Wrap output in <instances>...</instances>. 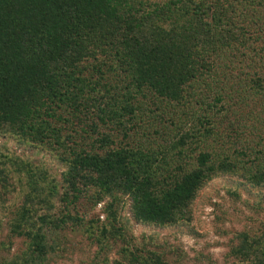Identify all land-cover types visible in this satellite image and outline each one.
Instances as JSON below:
<instances>
[{"label":"trees","instance_id":"1","mask_svg":"<svg viewBox=\"0 0 264 264\" xmlns=\"http://www.w3.org/2000/svg\"><path fill=\"white\" fill-rule=\"evenodd\" d=\"M219 199L264 264V0H0V264H190Z\"/></svg>","mask_w":264,"mask_h":264},{"label":"rangeland","instance_id":"2","mask_svg":"<svg viewBox=\"0 0 264 264\" xmlns=\"http://www.w3.org/2000/svg\"><path fill=\"white\" fill-rule=\"evenodd\" d=\"M221 195L224 194L221 193ZM218 203L221 205V210L225 211L228 216L224 224H220L215 219V215L209 206L200 205L196 209V219L193 222L199 235H177V241L180 242L182 250L187 255L186 262L193 264L195 253H202L208 256L213 262L220 264L225 253L224 243L226 239L218 233V229L220 227L224 229L234 227L241 230L251 225L248 220L251 214L245 207L239 204L232 205L229 200L224 199H219ZM218 215H221L220 211H218ZM83 259L84 256H82L78 249H75L72 253L71 260L69 259L58 264H80V261Z\"/></svg>","mask_w":264,"mask_h":264}]
</instances>
